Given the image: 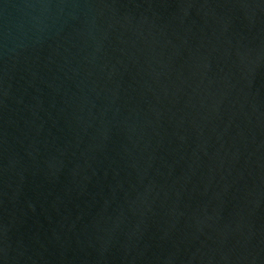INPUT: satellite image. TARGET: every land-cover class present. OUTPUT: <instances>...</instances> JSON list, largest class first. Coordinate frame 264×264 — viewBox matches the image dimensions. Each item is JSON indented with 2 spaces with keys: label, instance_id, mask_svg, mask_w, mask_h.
<instances>
[{
  "label": "water",
  "instance_id": "1",
  "mask_svg": "<svg viewBox=\"0 0 264 264\" xmlns=\"http://www.w3.org/2000/svg\"><path fill=\"white\" fill-rule=\"evenodd\" d=\"M0 264H264V0H0Z\"/></svg>",
  "mask_w": 264,
  "mask_h": 264
}]
</instances>
